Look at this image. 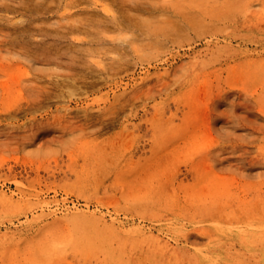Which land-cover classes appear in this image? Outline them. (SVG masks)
I'll list each match as a JSON object with an SVG mask.
<instances>
[{
  "label": "rangeland",
  "instance_id": "374dc122",
  "mask_svg": "<svg viewBox=\"0 0 264 264\" xmlns=\"http://www.w3.org/2000/svg\"><path fill=\"white\" fill-rule=\"evenodd\" d=\"M0 264H264V0H0Z\"/></svg>",
  "mask_w": 264,
  "mask_h": 264
},
{
  "label": "bare ground",
  "instance_id": "6f19581e",
  "mask_svg": "<svg viewBox=\"0 0 264 264\" xmlns=\"http://www.w3.org/2000/svg\"><path fill=\"white\" fill-rule=\"evenodd\" d=\"M46 1V0H45ZM48 1V0H47ZM55 1V0H54ZM69 1V0H68ZM80 1V0H79ZM93 1V0H92ZM96 1V0H95ZM30 2V1H29ZM16 3V2H15ZM35 2H33V4H34ZM94 3V2H93ZM28 4V3H27ZM30 4H32V3H30ZM67 4V3H66ZM74 4V3H73ZM86 4V3H85ZM121 4V3H120ZM48 5L50 6V4L48 3ZM114 5V4H113ZM35 6V5H34ZM33 6V7H34ZM73 7V6H72ZM10 8H12V7H10ZM25 8H26V6H25ZM36 8V7H35ZM34 8V9H35ZM40 8V7H39ZM42 8V7H41ZM45 8V7H44ZM126 8V7H125ZM76 9V8H75ZM107 9V8H106ZM17 10V9H16ZM28 10H30V9H28ZM41 10V9H40ZM93 10V9H92ZM122 10L124 11V9L122 8ZM97 11V10H96ZM100 11V10H99ZM122 11V12H123ZM134 11H135V9H134ZM172 11V10H171ZM42 12V11H41ZM100 13V12H99ZM127 13H130V12H128V10H127ZM155 13H156V11H155ZM85 14V13H84ZM124 14V13H123ZM109 15V14H108ZM129 15V14H128ZM145 15V14H144ZM143 15V16H144ZM147 15V14H146ZM146 15L144 16V17H146ZM167 15H169V14H167ZM142 16V17H143ZM38 17V16H37ZM92 17V16H91ZM105 17V16H104ZM110 17V16H109ZM148 17V16H147ZM150 17V16H149ZM40 18V17H39ZM98 18V17H97ZM127 18V17H126ZM141 18V17H140ZM180 18V17H179ZM32 19V18H31ZM38 19V18H37ZM121 19V18H120ZM128 19V18H127ZM87 20V19H86ZM33 21V20H32ZM12 22V21H11ZM96 22V21H95ZM122 23V22H121ZM78 24V23H77ZM33 25V24H32ZM32 25H31V27H32ZM28 26V25H27ZM116 26V25H115ZM126 26V25H125ZM131 27V26H130ZM185 27V26H184ZM29 28V27H28ZM116 28V27H115ZM177 28V27H176ZM120 30V29H119ZM138 30V29H137ZM136 30V31H137ZM45 31V30H44ZM70 31V30H69ZM72 31H74V29L72 30ZM135 33V32H134ZM137 33V32H136ZM132 34V33H131ZM25 36V35H24ZM31 36V35H30ZM22 37V36H21ZM145 38V37H144ZM56 40V39H55ZM30 41V40H29ZM147 41V40H146ZM4 42V41H3ZM60 42V41H59ZM68 43V42H67ZM84 43V42H83ZM112 43V42H111ZM138 43V42H137ZM113 44V43H112ZM138 44H142V42L141 43H138ZM9 45H10V43H9ZM15 45H20L19 43H18V41H16V40H14L12 43H11V46L12 47H14ZM32 45H33V43H32ZM78 45V44H77ZM126 45V44H125ZM8 46V45H7ZM129 46V45H128ZM127 46V47H128ZM16 47V46H15ZM33 48V47H32ZM20 50V49H19ZM131 50V49H130ZM122 51H123V49H122ZM27 57V56H26ZM133 57V56H132ZM18 58V57H17ZM21 58V57H20ZM121 60L122 59H117L116 61H114L112 64H111V66H110V70H117V69H121L122 67H124L125 66V62L124 63H122L121 62ZM128 60V59H127ZM24 61H26V60H24ZM131 61V60H130ZM100 63V62H99ZM124 65V66H123ZM84 70V72H83V74H82V76H85V75H87V74H92V72H93V69H92V67H89V66H81ZM119 71V70H118ZM58 75V74H57ZM99 75V74H98ZM72 76V75H71ZM58 77V76H57ZM56 77V78H57ZM73 77V76H72ZM75 77V76H74ZM78 77V76H77ZM55 78V77H54ZM82 79H84V77H82ZM96 80V79H95ZM62 81H64V79L62 80ZM76 81H77V78H72L70 81H67V82H65V83H57V84H61V86H65L64 88L67 90V92L69 93V95H73V94H76L75 92L77 91V89H75V88H78V87H76ZM89 81H91V80H89ZM79 82V81H78ZM87 83H89V82H87ZM81 84H83L84 85V83L82 82ZM47 85V84H46ZM72 87V88H71ZM48 88V87H47ZM30 90V89H29ZM48 90V89H47ZM53 90V89H52ZM51 90V91H52ZM28 91V90H27ZM50 91V92H51ZM56 91V90H55ZM57 91H59V90H57ZM21 92V91H20ZM28 92H30V91H28ZM43 93V92H42ZM48 93V92H47ZM60 93L62 94V97H64V93H63V91H62V89H60ZM44 94H45V92H44ZM134 94V93H133ZM32 95H33V93H32ZM55 95V94H54ZM131 95V94H130ZM29 96V95H28ZM31 96V95H30ZM152 96V95H151ZM32 97V96H31ZM49 97H51V96H49ZM29 98V97H28ZM42 98H44V97H42ZM55 98H57V97H55ZM72 98V97H71ZM41 99V98H40ZM150 99H151V97H150ZM44 100V99H43ZM120 100V97L119 96H116V97H114V99L112 100V103L113 104H115L116 102H118ZM122 101V100H121ZM32 103V102H31ZM79 125V124H78ZM124 131V130H123ZM124 134V133H123ZM114 137H116V138H118V139H121V137H122V135L121 134H119L118 136H114ZM116 138H112L111 140H109L107 143H106V145H104V147H102V148H99L98 149V151H107V150H109V152H113V149H114V144H115V142H116ZM98 140V139H97ZM123 149H126L125 147H119L118 148V150H122L123 151ZM24 161V160H23ZM154 166V165H153ZM152 166V167H153ZM151 167V166H150ZM221 213V212H220ZM220 215V214H219ZM214 216V215H213ZM207 219V218H206ZM209 219V218H208ZM211 220V219H210Z\"/></svg>",
  "mask_w": 264,
  "mask_h": 264
}]
</instances>
